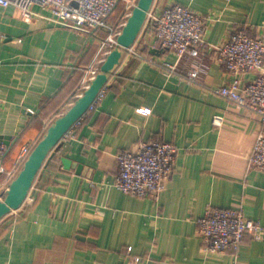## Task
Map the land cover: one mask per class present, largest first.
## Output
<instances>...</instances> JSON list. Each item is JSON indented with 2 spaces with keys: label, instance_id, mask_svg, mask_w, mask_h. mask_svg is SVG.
Masks as SVG:
<instances>
[{
  "label": "crops",
  "instance_id": "obj_1",
  "mask_svg": "<svg viewBox=\"0 0 264 264\" xmlns=\"http://www.w3.org/2000/svg\"><path fill=\"white\" fill-rule=\"evenodd\" d=\"M174 2L205 16L203 83L162 69L167 62L187 73L194 59L164 49L146 27L95 108L39 173L26 203L0 221V264H264V241L250 236L226 254L205 252L197 224L209 206L242 208L246 217L264 222V171L251 169L248 160L264 129L255 113L211 91L232 78L215 61V48L232 30L247 28L264 39V0L154 5L160 10ZM123 8L110 25L121 27ZM33 12L25 22L15 8L0 9V137L8 165L83 92L109 35L56 24L38 6ZM215 116L224 117L223 126L213 124ZM155 140L178 148L159 198L116 188L117 155Z\"/></svg>",
  "mask_w": 264,
  "mask_h": 264
},
{
  "label": "built area",
  "instance_id": "obj_2",
  "mask_svg": "<svg viewBox=\"0 0 264 264\" xmlns=\"http://www.w3.org/2000/svg\"><path fill=\"white\" fill-rule=\"evenodd\" d=\"M137 1L0 0V9L13 7L20 13L22 20L30 22L34 16L33 7L38 6L50 13L51 20L61 26L84 32L108 30L109 35L101 41L102 58L99 64L88 69L90 76L86 82L87 87L105 56L115 46L117 35L125 23L123 21L121 27H115L109 24L110 17L121 3L128 17ZM205 24V16L195 12L189 5L174 2L160 10L153 5L144 29L151 28L164 49L174 51L179 58L194 59L192 68L187 73L167 62L160 67L170 75L178 74L188 83L201 85L204 81L203 74L206 72V66L201 61L206 45ZM150 61L156 64L155 61ZM215 61L224 66L232 78L218 88H211V91L255 113L264 129V39L261 36H253L247 28L234 29L228 39L215 48ZM250 73L255 74L254 78L245 81L244 75ZM105 88L91 109H94L103 97ZM29 112L34 113L33 110ZM213 124L223 126L224 117L215 116ZM2 141L0 140V194L8 188L10 181L37 143L21 146L11 165H8V147ZM177 152L175 144L155 140L143 143L134 150L119 153V174L114 186L132 196L158 199L174 173ZM248 160L251 169L264 171V131L259 133L249 152ZM197 224L203 249L209 254L221 255L231 249H238L245 236L264 241V222L246 217L242 208L209 206L198 218ZM140 261V257H134L132 262Z\"/></svg>",
  "mask_w": 264,
  "mask_h": 264
},
{
  "label": "water",
  "instance_id": "obj_3",
  "mask_svg": "<svg viewBox=\"0 0 264 264\" xmlns=\"http://www.w3.org/2000/svg\"><path fill=\"white\" fill-rule=\"evenodd\" d=\"M154 3L155 0L137 1L117 35L115 46L105 56L98 72L71 106L57 116L43 132L8 188L0 194V221L24 205L36 178L48 160L54 156L63 138L90 111L101 91L135 45ZM62 161L67 168L70 167L69 160L63 158Z\"/></svg>",
  "mask_w": 264,
  "mask_h": 264
},
{
  "label": "rangeland",
  "instance_id": "obj_4",
  "mask_svg": "<svg viewBox=\"0 0 264 264\" xmlns=\"http://www.w3.org/2000/svg\"><path fill=\"white\" fill-rule=\"evenodd\" d=\"M123 6H124V5L121 3V4L118 6V8H119V7H123ZM114 14H115V13H114ZM110 18H111V17H110ZM177 153H178V152H177ZM176 156H177V155H176ZM14 212H15V211H14ZM12 214H14V213H13V212L10 213V215H12ZM10 215H8V216H10ZM8 216H7V217H8ZM7 217H6V218H7ZM6 218H5V219H6Z\"/></svg>",
  "mask_w": 264,
  "mask_h": 264
}]
</instances>
